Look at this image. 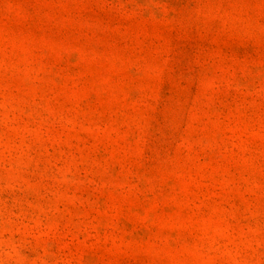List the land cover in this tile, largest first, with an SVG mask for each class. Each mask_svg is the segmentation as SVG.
<instances>
[{"label":"rangeland","instance_id":"1","mask_svg":"<svg viewBox=\"0 0 264 264\" xmlns=\"http://www.w3.org/2000/svg\"><path fill=\"white\" fill-rule=\"evenodd\" d=\"M0 264H264V0H0Z\"/></svg>","mask_w":264,"mask_h":264}]
</instances>
